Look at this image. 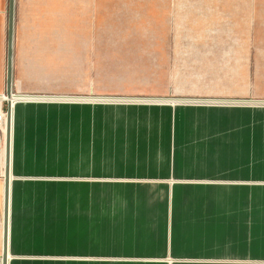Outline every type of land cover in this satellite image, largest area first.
<instances>
[{
  "label": "crops",
  "instance_id": "1",
  "mask_svg": "<svg viewBox=\"0 0 264 264\" xmlns=\"http://www.w3.org/2000/svg\"><path fill=\"white\" fill-rule=\"evenodd\" d=\"M9 1L0 0V56L8 43ZM100 1L15 0L17 96H57L49 66L59 63L58 58L71 62L72 52L67 56L58 50L85 47L91 8L101 6ZM102 1L120 2L118 8L131 5V0ZM210 1L214 3L205 8L214 10L211 22L243 32L251 21L258 36L264 34V0ZM185 2L160 0L162 21L170 31L199 22L196 13L186 12ZM4 89L6 80L0 78V94ZM71 97L86 102L87 96ZM168 100L172 102L166 105L177 106L51 108L66 101L16 102L9 264L51 262L52 254L41 250L43 242L56 240L51 233L52 212L56 214L48 200L51 188L54 204L62 196L40 174V163L49 160L63 162L65 175L71 177L63 196L65 264H264V100L256 104L262 108H248L244 101L194 106L198 104L183 101L190 99ZM48 146L56 151L47 153ZM58 146L64 147L63 153L57 152ZM90 175H95V185L88 184ZM52 223L56 229V221ZM69 246H80V253H71Z\"/></svg>",
  "mask_w": 264,
  "mask_h": 264
},
{
  "label": "rangeland",
  "instance_id": "2",
  "mask_svg": "<svg viewBox=\"0 0 264 264\" xmlns=\"http://www.w3.org/2000/svg\"><path fill=\"white\" fill-rule=\"evenodd\" d=\"M99 3L101 6L94 5L91 8L89 31L83 34L82 44L85 47L58 50L65 52L67 56L72 52L71 62L69 58H58L59 63L49 66L56 76L53 82L56 95L144 101H66L52 103L51 108H69L76 105L89 108H161L163 106L173 108L177 106L175 102L172 105H166L167 102H152V100L168 99L227 101V103L228 101L229 103L250 101L243 104L247 103L248 108H262L256 105V101L264 100V34L260 38L255 30V24L251 21L248 31L231 32L228 31L230 27L223 22L216 24L211 22L210 14H213L214 10L205 7L213 4L214 1L186 0V12L196 13V20L199 22L193 23L192 26H188L185 22V30L170 31L171 26H166L162 21L160 0H131L129 6H132L131 10L123 6L118 8L120 2H115L113 5L111 2L107 4L101 0ZM194 5L195 7L191 9L190 7ZM102 13L103 16H100ZM6 72L7 45L0 56V78L4 83ZM2 92L5 93L0 94V108L8 111L7 102L1 100L6 90ZM70 92L73 94H67ZM186 92L201 93V95H183ZM195 104L198 105L194 106H209L225 103ZM24 106L22 108H40ZM6 125L7 117L4 121L5 133ZM3 135L0 127L1 179L4 178L5 167L6 140L3 141ZM60 147L63 146H58L57 152L63 153L64 147L62 149ZM53 148L55 146H48L46 152L56 151ZM27 165L26 162L25 168ZM39 166L35 167L40 168V174L47 175L43 179L46 183H50L46 185L56 186L57 193L62 196V200L54 204L56 194L55 189L51 188L48 200L51 202V209L56 212V214L52 212L51 233L56 235V240L43 242L41 250L52 254L50 264H65L66 203L63 202V196L64 184L70 183L71 177L65 175L63 162L49 160L41 162ZM89 177L88 184L95 185V175ZM73 182L80 183V181ZM83 184L85 185L86 181H83ZM79 190L75 193L78 199L81 197ZM83 195L95 194L83 193ZM46 196L48 197V194ZM53 221H56V229L53 228ZM69 251L73 254L80 253V246H77V249H71L69 246Z\"/></svg>",
  "mask_w": 264,
  "mask_h": 264
},
{
  "label": "water",
  "instance_id": "3",
  "mask_svg": "<svg viewBox=\"0 0 264 264\" xmlns=\"http://www.w3.org/2000/svg\"><path fill=\"white\" fill-rule=\"evenodd\" d=\"M14 17H15V0L9 1V21H8V43H7V75H6V94L8 97L12 95H17L13 92V43H14ZM25 100H50V101H71L77 102L80 97L71 96H19ZM86 102L88 101H144L138 99H126V98H96V97H85ZM175 101V100H173ZM180 101V100H177ZM193 103L206 102V103H227V101H200V100H183ZM152 102H172V100H152ZM229 102V101H228ZM250 103V101H244ZM236 103V102H232ZM253 103V102H251ZM256 103H258L256 101ZM264 103V101H261ZM12 105H9L8 111L10 112ZM12 165V147L9 140L7 141V151L5 160V196H4V216H3V255L2 264H9L10 254H9V228H10V204H11V184L12 177L11 171Z\"/></svg>",
  "mask_w": 264,
  "mask_h": 264
},
{
  "label": "bare ground",
  "instance_id": "4",
  "mask_svg": "<svg viewBox=\"0 0 264 264\" xmlns=\"http://www.w3.org/2000/svg\"><path fill=\"white\" fill-rule=\"evenodd\" d=\"M1 100L4 102H7L8 107L9 105H12L10 112L9 111H4V113H0V127L1 130L3 131L4 135H3V141H5V160H6V151H7V141L9 140V135H10V144L12 147V120H13V109L14 106L16 104V102H18L19 100H25L22 99L21 97L17 96V95H12L11 97H8L7 94H4L1 96ZM7 117V127H6V133L4 130V121L6 120ZM1 139V136H0ZM5 180V167H4V179L3 182ZM10 180H11V176H10ZM5 192V191H4ZM5 196V193H4Z\"/></svg>",
  "mask_w": 264,
  "mask_h": 264
},
{
  "label": "built area",
  "instance_id": "5",
  "mask_svg": "<svg viewBox=\"0 0 264 264\" xmlns=\"http://www.w3.org/2000/svg\"><path fill=\"white\" fill-rule=\"evenodd\" d=\"M4 111H5L4 108L1 107L0 108V113H4Z\"/></svg>",
  "mask_w": 264,
  "mask_h": 264
}]
</instances>
